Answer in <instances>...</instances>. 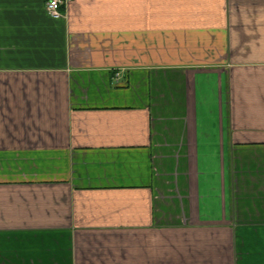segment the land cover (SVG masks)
<instances>
[{
	"label": "crops",
	"instance_id": "0c3cea01",
	"mask_svg": "<svg viewBox=\"0 0 264 264\" xmlns=\"http://www.w3.org/2000/svg\"><path fill=\"white\" fill-rule=\"evenodd\" d=\"M0 0V264H264V0Z\"/></svg>",
	"mask_w": 264,
	"mask_h": 264
},
{
	"label": "built area",
	"instance_id": "2783aa9c",
	"mask_svg": "<svg viewBox=\"0 0 264 264\" xmlns=\"http://www.w3.org/2000/svg\"><path fill=\"white\" fill-rule=\"evenodd\" d=\"M71 0H47L46 9L53 17H61L64 15V9Z\"/></svg>",
	"mask_w": 264,
	"mask_h": 264
}]
</instances>
